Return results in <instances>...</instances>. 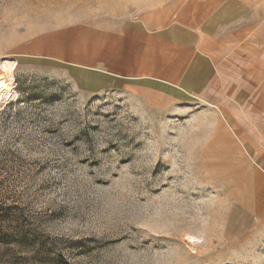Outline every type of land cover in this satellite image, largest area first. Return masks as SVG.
Masks as SVG:
<instances>
[{
    "label": "rangeland",
    "instance_id": "obj_1",
    "mask_svg": "<svg viewBox=\"0 0 264 264\" xmlns=\"http://www.w3.org/2000/svg\"><path fill=\"white\" fill-rule=\"evenodd\" d=\"M188 1L0 0V264H264V139L207 102L88 94L20 54Z\"/></svg>",
    "mask_w": 264,
    "mask_h": 264
},
{
    "label": "crops",
    "instance_id": "obj_2",
    "mask_svg": "<svg viewBox=\"0 0 264 264\" xmlns=\"http://www.w3.org/2000/svg\"><path fill=\"white\" fill-rule=\"evenodd\" d=\"M56 31L70 34L49 45L46 35L41 48L20 52L32 71L61 67L75 74L82 92L129 93L161 111L201 100L225 111L245 143L263 142L264 9L258 1L189 0L165 22L134 15Z\"/></svg>",
    "mask_w": 264,
    "mask_h": 264
}]
</instances>
